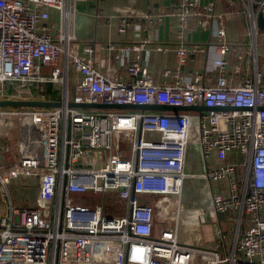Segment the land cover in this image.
Returning a JSON list of instances; mask_svg holds the SVG:
<instances>
[{
    "label": "built area",
    "instance_id": "built-area-1",
    "mask_svg": "<svg viewBox=\"0 0 264 264\" xmlns=\"http://www.w3.org/2000/svg\"><path fill=\"white\" fill-rule=\"evenodd\" d=\"M76 1L0 0V99L60 101L0 106V153L14 155L0 165V264H264V0H226L224 11L212 2L170 0L172 10L141 13L147 25L173 20L175 65L157 74L127 58L144 42L106 43L116 53L102 67L93 46L66 30ZM54 8L58 25L49 22ZM226 15L243 19L235 39ZM193 23L209 27L210 51L186 42ZM128 25V16L119 17L118 33ZM69 101L216 108L91 109ZM190 145L199 147L201 175L216 185L214 211L237 216L225 256L180 243L175 223L154 221L155 207L178 213ZM109 192L121 202L118 213L105 211ZM216 236L225 237L220 230Z\"/></svg>",
    "mask_w": 264,
    "mask_h": 264
},
{
    "label": "crops",
    "instance_id": "crops-1",
    "mask_svg": "<svg viewBox=\"0 0 264 264\" xmlns=\"http://www.w3.org/2000/svg\"><path fill=\"white\" fill-rule=\"evenodd\" d=\"M212 2L216 11H224L228 8L226 0H202ZM76 11L69 17L66 30L75 35L81 43H88L93 46L94 58L99 60L101 66H105L104 57L111 56L114 63L116 48L120 45L144 42L140 50H131L127 58H137L141 62L146 61L150 70L155 74L163 67L175 65L174 46L175 40L173 20L168 16L160 21L147 25L141 13L167 12L172 10L170 0H81L75 3ZM77 15L79 18L77 19ZM129 17V25L124 33H118L117 23L121 16ZM243 19H236L232 15H226V28L228 37L235 39L240 31ZM263 38L262 34L258 36ZM213 36L209 27L192 24L186 33L187 43H201L210 51L209 44ZM111 42L116 48L107 51L106 43ZM156 45L167 46L165 50L156 49ZM122 67H120L121 69ZM190 74L189 66L183 70ZM1 152V151H0ZM1 163L14 159L9 152L0 153ZM199 147L190 145L185 156V172L182 191L178 197V213L173 214L174 221H170V215L163 214L158 207H155L154 221L163 223H175L176 238L180 243L194 245L203 248L217 249L222 256H225L232 247L236 229L234 224L227 218L237 216L232 213H217L211 203V193L216 190V185L201 175L203 171ZM16 191V190H15ZM155 198V197H154ZM153 200V199H152ZM161 212V213H160ZM177 215V217H176ZM164 219L159 221L157 219ZM176 218V220H175ZM227 218L229 223L228 231L221 228L222 219ZM217 222V223H214ZM219 225V227L217 226ZM223 231L225 237L217 239V230ZM227 230V229H226ZM242 228L239 227L238 234ZM222 264H227L223 262Z\"/></svg>",
    "mask_w": 264,
    "mask_h": 264
},
{
    "label": "water",
    "instance_id": "water-1",
    "mask_svg": "<svg viewBox=\"0 0 264 264\" xmlns=\"http://www.w3.org/2000/svg\"><path fill=\"white\" fill-rule=\"evenodd\" d=\"M60 104L58 100H37V99H0V106L12 107H37V106H57ZM70 106H77L91 109H137L160 110V111H189V110H208L216 107H207L204 105H170V104H147V103H116V102H75L69 101Z\"/></svg>",
    "mask_w": 264,
    "mask_h": 264
},
{
    "label": "rangeland",
    "instance_id": "rangeland-1",
    "mask_svg": "<svg viewBox=\"0 0 264 264\" xmlns=\"http://www.w3.org/2000/svg\"><path fill=\"white\" fill-rule=\"evenodd\" d=\"M50 17H49V22H53L55 23L56 25L59 24V13H58V10L57 9H50ZM79 18V15H77V19ZM262 37L263 38H259V44H260V48L262 49V52L264 53V30L262 31ZM258 60H259V65H261L262 63V56L260 55V52L258 50ZM63 64V55L60 54L59 56V66H62ZM76 74L74 73L72 67H70V77H69V94L70 96L73 95V89H74V84L76 83ZM25 194H28V193H25ZM89 194L87 196L85 195H77V194H71V197L72 198H76V200H78L79 202H82V203H86V204H95L97 201H98V198H93L91 199L92 197H88ZM118 205H121V202H118ZM116 213H118L116 211ZM227 214V213H226ZM170 215V221H174V215L173 214H169ZM230 217V216H229ZM227 217L229 220H230V223L231 224H234V228L236 229L237 227V222H236V219L234 218V220L232 218H229ZM227 218H224L222 219V224H221V228H223L225 231H228L229 229V223H228V219ZM165 218L163 219H157L159 221H164ZM176 220V218H175ZM214 223H217L214 221ZM219 227V225H217ZM220 230V228H218ZM227 229V230H226Z\"/></svg>",
    "mask_w": 264,
    "mask_h": 264
},
{
    "label": "trees",
    "instance_id": "trees-1",
    "mask_svg": "<svg viewBox=\"0 0 264 264\" xmlns=\"http://www.w3.org/2000/svg\"><path fill=\"white\" fill-rule=\"evenodd\" d=\"M48 88H50V86H48ZM118 110V109H115ZM103 197V203L105 206V211L108 213H116V210L118 209V200L116 198V194L115 193H105L102 195Z\"/></svg>",
    "mask_w": 264,
    "mask_h": 264
}]
</instances>
